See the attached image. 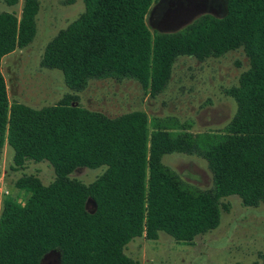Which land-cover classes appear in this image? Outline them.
Masks as SVG:
<instances>
[{
	"label": "trees",
	"instance_id": "trees-1",
	"mask_svg": "<svg viewBox=\"0 0 264 264\" xmlns=\"http://www.w3.org/2000/svg\"><path fill=\"white\" fill-rule=\"evenodd\" d=\"M82 1L84 13L47 44L41 61L70 91L91 80L132 79L155 96L177 58L242 50L249 68L225 92L236 112L222 130L194 134L139 111L110 118L73 105L74 95L40 109L10 103L1 62L33 41L39 3L24 0L19 18L0 12V153L6 142L15 168L47 162L55 174L47 186L34 176L15 182L28 198L3 202L0 264H41L52 251L61 264H138L124 254L134 239L164 233L190 245L218 228L227 211L221 200L264 204V0H225L224 16L206 13L182 30L153 34L145 18L158 0ZM174 153L203 159L212 187L199 190L166 167L162 158ZM101 167L88 185L70 178Z\"/></svg>",
	"mask_w": 264,
	"mask_h": 264
},
{
	"label": "rangeland",
	"instance_id": "rangeland-1",
	"mask_svg": "<svg viewBox=\"0 0 264 264\" xmlns=\"http://www.w3.org/2000/svg\"><path fill=\"white\" fill-rule=\"evenodd\" d=\"M24 0L9 6L0 0V12L18 18ZM36 34L24 49L5 56L1 62L9 102L32 109L53 106L67 95L77 97L73 105L114 118L130 112H143L148 120H170L191 133L222 130L236 112L234 101L225 93L238 83L249 68L242 50L231 51L220 58L198 61L179 57L172 66L171 77L164 90L153 96L132 79L91 80L80 92L70 91L58 70L41 66L47 44L85 11L82 0H37ZM225 0H158L151 5L145 18L153 34L171 33L184 29L195 19L209 13L224 16ZM163 164L184 182L199 189L212 187L211 173L206 162L197 156L169 154ZM105 170L76 169L70 178L88 185ZM23 176L37 177L44 186L55 178L47 162L27 161L15 168L13 151L5 142L0 153V213L3 202L12 198L23 203L28 195L15 187ZM222 210L217 229L197 236L193 243L178 244L164 233L155 241L145 238L132 240L124 254L138 264H264V204L244 207L241 200L228 197L221 200ZM91 211L93 203L88 202ZM41 264H61L60 253L45 255Z\"/></svg>",
	"mask_w": 264,
	"mask_h": 264
},
{
	"label": "water",
	"instance_id": "water-1",
	"mask_svg": "<svg viewBox=\"0 0 264 264\" xmlns=\"http://www.w3.org/2000/svg\"><path fill=\"white\" fill-rule=\"evenodd\" d=\"M61 263V262H60Z\"/></svg>",
	"mask_w": 264,
	"mask_h": 264
}]
</instances>
